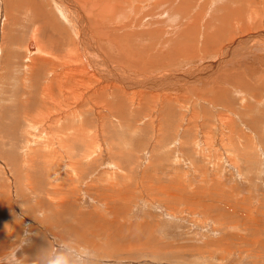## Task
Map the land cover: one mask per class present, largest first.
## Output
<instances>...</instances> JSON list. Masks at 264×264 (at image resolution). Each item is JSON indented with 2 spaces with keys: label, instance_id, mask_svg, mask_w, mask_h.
Here are the masks:
<instances>
[{
  "label": "rangeland",
  "instance_id": "374dc122",
  "mask_svg": "<svg viewBox=\"0 0 264 264\" xmlns=\"http://www.w3.org/2000/svg\"><path fill=\"white\" fill-rule=\"evenodd\" d=\"M34 1L52 45L0 0V264H264V0Z\"/></svg>",
  "mask_w": 264,
  "mask_h": 264
},
{
  "label": "bare ground",
  "instance_id": "6f19581e",
  "mask_svg": "<svg viewBox=\"0 0 264 264\" xmlns=\"http://www.w3.org/2000/svg\"><path fill=\"white\" fill-rule=\"evenodd\" d=\"M28 2H29V4H30V6H31V13H30V16H29V18L30 17H33L34 19H35V22L36 23H40V25H38V32L37 33H35V34H33V31H32V34L33 35H35V36H33V37H36V38H39V36H37V35H39V33H41L42 35H44V36H47V35H49L48 37H49V40L51 39V36H52V32H55V31H62V29H61V27L60 26H58L56 23H55V21L53 20V12L52 11H49V10H47L43 5H40L39 3H37V2H35L34 0H27ZM16 2V1H15ZM22 1H20V3H21ZM84 2V1H83ZM82 2V3H83ZM94 2H96V1H94ZM24 5H26V4H24ZM23 4H22V6H24ZM52 5V4H51ZM56 5H57V9H55V10H57V11H59L60 9H62L60 6L61 5H58L57 3H56ZM68 5H69V3H68ZM70 6V5H69ZM94 6H96V5H94ZM113 6V5H112ZM72 7H74V5L72 4ZM23 8V7H22ZM71 8V7H70ZM75 8V7H74ZM66 9V8H65ZM21 10V9H20ZM23 11H24V9H22ZM26 10V9H25ZM69 10V9H68ZM68 10H63L62 9V11H61V13H59V15L61 16V17H65L66 19H69V20H71L72 21V19H74L73 18V16H72V19H71V15L72 14H70V15H68L66 12L68 11ZM77 12V11H76ZM26 13V12H25ZM67 15V16H66ZM114 15V14H113ZM78 16H80L81 17V15L80 14H78ZM77 18L78 20H80V19H82L83 17H81V18ZM29 18H28V20H29ZM76 19V20H77ZM29 21H33V19L32 20H29ZM83 21V20H82ZM82 21H80V22H82ZM90 21V20H89ZM88 21V22H89ZM92 22V21H91ZM87 24V23H86ZM89 24H91V23H89ZM88 24V25H89ZM83 25H85V24H83ZM83 25H81V26H83ZM84 27V26H83ZM33 30H35V28H33ZM36 31V30H35ZM100 32V31H99ZM58 33V32H57ZM40 34V35H41ZM62 34V33H61ZM78 36H79V42H78V48H77V51H76V54H81L80 55V58H79V60L80 61H82V63H83V65H82V69L85 71V72H89L88 71V69L89 70H91L89 67H92L91 66V61H93L92 59H91V55H87L86 53H85V50H87L88 49V47H91V46H89V42L87 41V40H85L86 39V37H85V39L83 38L84 37V35H79V34H77ZM94 35V34H93ZM57 36V35H56ZM35 39V38H34ZM56 41V40H55ZM121 41V40H120ZM40 44V43H39ZM49 44L50 45H52V41L50 40L49 41ZM56 44V43H55ZM58 46V45H57ZM38 47V46H37ZM83 48H84V50H83ZM93 48V47H92ZM40 50V49H39ZM41 51V50H40ZM47 51V50H46ZM94 56V55H93ZM41 58V57H40ZM96 58V57H95ZM170 58V57H169ZM38 59V58H37ZM38 61H40V59L38 60ZM43 61V60H42ZM41 61V62H42ZM44 61H46V60H44ZM48 61V60H47ZM53 62V61H52ZM75 62H77V60H75ZM105 62V61H104ZM40 63V62H39ZM93 63H95L94 61H93ZM43 64H44V62H43ZM45 64H46V62H45ZM47 64H49V63H47ZM51 64V63H50ZM64 64V63H63ZM52 65V64H51ZM110 65V64H109ZM42 67H43V65H41ZM41 66L40 67H37V68H39L38 70H40V68H41ZM107 66H108V64H107ZM53 66H51L50 68H52ZM55 67V66H54ZM97 68V67H96ZM96 68H95V71H96ZM43 69V68H42ZM53 69V70H52ZM51 70L52 71H54V69L55 68H52ZM34 70H36V69H34ZM44 70V69H43ZM57 70V69H56ZM37 71V70H36ZM78 71H79V73L81 74V69H79V67H78ZM92 71V70H91ZM43 72V71H42ZM45 73H47V72H45ZM91 73V77H97V74L94 72V71H92V72H90ZM37 75H42V74H37ZM62 75H63V73H57V74H55L54 76H53V78H52V82H57L58 80H60L61 79V77H62ZM35 76V75H34ZM37 78V77H36ZM95 79V78H94ZM97 81H99L100 83H101V81H100V79L98 80V79H96ZM102 80V79H101ZM33 82H35L36 83V81H34L33 80ZM103 83V82H102ZM102 85V84H101ZM106 86H107V84H106ZM105 87V86H104ZM107 88H109V87H107ZM142 90V89H141ZM44 91H46V89H43L42 90V92L44 93ZM98 91V90H97ZM43 96H46V97H48L49 99H50V94L49 93H47V94H43Z\"/></svg>",
  "mask_w": 264,
  "mask_h": 264
},
{
  "label": "clouds",
  "instance_id": "9594fccd",
  "mask_svg": "<svg viewBox=\"0 0 264 264\" xmlns=\"http://www.w3.org/2000/svg\"><path fill=\"white\" fill-rule=\"evenodd\" d=\"M47 264H71V261L67 255L57 253L48 259Z\"/></svg>",
  "mask_w": 264,
  "mask_h": 264
}]
</instances>
